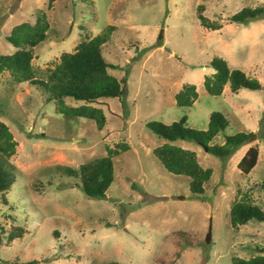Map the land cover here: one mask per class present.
<instances>
[{"label": "rangeland", "instance_id": "obj_1", "mask_svg": "<svg viewBox=\"0 0 264 264\" xmlns=\"http://www.w3.org/2000/svg\"><path fill=\"white\" fill-rule=\"evenodd\" d=\"M201 5L220 28L200 24ZM260 5L264 0H54L48 8L47 0H0V54L15 50L5 37L14 25L33 24L45 12L47 38L31 48L37 79L47 78L61 53L107 25L115 29L102 55L114 65L111 75L125 77L123 95L93 103L106 116L98 130L92 119L59 113L40 86L16 83L8 71L0 75V120L17 141L8 159L17 177L4 193L6 205L0 203V264H232L235 256L258 254L264 221L231 228L229 209L247 193L264 211V16L241 24L227 17ZM214 56L258 79L261 88L231 92L226 86L219 96L208 94L203 78L213 71L208 61ZM183 83L197 91L186 108L174 97ZM212 111L228 121L215 142L223 143L224 134L252 135L224 158L192 140L174 142L212 169L198 199L189 177L162 167L153 149L164 140L145 124L186 116L188 126L205 129ZM118 142L129 148L112 157L114 180L105 197L88 198L79 177L63 167L105 156V146ZM250 146L258 148L257 161L244 174L237 164ZM11 225H25L26 232L6 243Z\"/></svg>", "mask_w": 264, "mask_h": 264}, {"label": "trees", "instance_id": "obj_2", "mask_svg": "<svg viewBox=\"0 0 264 264\" xmlns=\"http://www.w3.org/2000/svg\"><path fill=\"white\" fill-rule=\"evenodd\" d=\"M54 0H47L49 8ZM203 6H199L197 18L200 24L208 29L221 27L220 22L212 21L201 13ZM33 24L21 22L16 24L5 35L7 41L15 50L9 54H0V75L8 71L16 83L31 81L40 86L47 94V100H53L59 113L67 116L92 119L98 130L106 123V116L101 107L93 105L99 99L108 97H120L124 93L122 80H118L109 73L114 65L109 63L102 55V44L109 38V31L115 29L113 25H107L102 34L92 38L80 40L73 51L63 52L59 61L48 69L45 80L35 77L32 66V47L47 38L49 24L45 20V12L39 11ZM264 16V5L255 7H243L239 11L229 15L227 19L236 24L244 23L249 19H259ZM208 66L214 72L205 75L203 87L210 95L219 96L225 86H229L231 92L241 89L258 90L261 83L252 78L240 68H231L221 57L214 56L208 61ZM121 81V82H120ZM175 104L178 107H190L197 98L196 86L192 83H183L175 93ZM64 98L81 101L80 105H67ZM4 113V110L2 114ZM228 126L225 116L218 111L209 114L207 127L196 129L187 125L186 116L171 123L161 121H149L145 127L164 142L153 149V154L168 172L173 175L189 177L190 192L200 198L204 192V183L209 180L212 169L199 164L194 151L183 148L174 142L177 140H192L204 148L206 152L220 158L228 156L234 148L247 141L252 135L248 132L224 134L223 143L215 142V136L223 132ZM17 141L7 124L0 120V203L5 204L4 193L16 180L13 165L8 161L15 152ZM129 148L127 143L118 142L115 146H105L106 155L93 158L81 163L78 168L65 166L63 170L67 176L79 177L80 187L85 196L92 199L104 198L106 191L114 180V168L112 157L119 155ZM258 148L250 146L237 164V168L247 174L256 164ZM264 189V179L260 182ZM251 220L264 221V211L251 201L247 193L241 199L235 200L229 209V225L231 228L244 225ZM3 240L10 243L20 238L26 232L25 225H11ZM2 230V229H1ZM3 233V231H2ZM0 237V244L1 242ZM264 248L259 253L249 257H233L232 264H264ZM36 259H30L16 264H34Z\"/></svg>", "mask_w": 264, "mask_h": 264}, {"label": "water", "instance_id": "obj_3", "mask_svg": "<svg viewBox=\"0 0 264 264\" xmlns=\"http://www.w3.org/2000/svg\"><path fill=\"white\" fill-rule=\"evenodd\" d=\"M204 149L207 150V147H205ZM210 233H211V225L208 228L207 241L209 239Z\"/></svg>", "mask_w": 264, "mask_h": 264}, {"label": "crops", "instance_id": "obj_4", "mask_svg": "<svg viewBox=\"0 0 264 264\" xmlns=\"http://www.w3.org/2000/svg\"><path fill=\"white\" fill-rule=\"evenodd\" d=\"M214 72V70L211 72V73H213ZM210 73V74H211ZM229 87V86H228ZM230 89V88H229ZM226 91V86L224 87V89H223V91H222V93H224ZM231 91V90H230ZM195 102V101H194Z\"/></svg>", "mask_w": 264, "mask_h": 264}]
</instances>
